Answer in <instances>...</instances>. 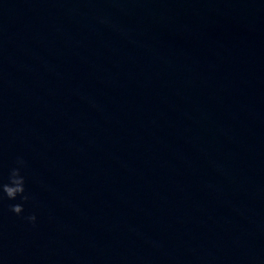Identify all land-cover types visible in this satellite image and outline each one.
<instances>
[{"label":"water","instance_id":"95a60500","mask_svg":"<svg viewBox=\"0 0 264 264\" xmlns=\"http://www.w3.org/2000/svg\"><path fill=\"white\" fill-rule=\"evenodd\" d=\"M0 264H264V0H0Z\"/></svg>","mask_w":264,"mask_h":264},{"label":"clouds","instance_id":"9594fccd","mask_svg":"<svg viewBox=\"0 0 264 264\" xmlns=\"http://www.w3.org/2000/svg\"><path fill=\"white\" fill-rule=\"evenodd\" d=\"M24 166L25 161L20 158L16 161V166L10 169L7 182L0 177V200H3L5 197L9 200H21L22 203L10 205V211L35 225L37 221V216L35 214L24 216V204L29 202L31 199V197L27 194V180L22 171Z\"/></svg>","mask_w":264,"mask_h":264}]
</instances>
